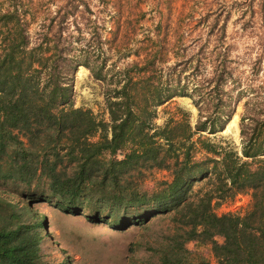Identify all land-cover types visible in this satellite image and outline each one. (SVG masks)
<instances>
[{
	"label": "trees",
	"instance_id": "obj_1",
	"mask_svg": "<svg viewBox=\"0 0 264 264\" xmlns=\"http://www.w3.org/2000/svg\"><path fill=\"white\" fill-rule=\"evenodd\" d=\"M84 3L81 10L73 1L59 6L33 33L25 19L32 4L0 11V264H64L46 259L45 223L29 206L49 197L66 210L97 221L107 217L122 228L156 213L172 214L170 239L156 248L158 264H212L186 247L190 241L209 244L216 264H264V86L247 87L239 148L201 135L192 139L222 130L232 115V91L239 87L237 96L243 93L228 65L224 25L219 49L199 45L170 66L172 79L161 80L170 44L181 48L183 35L182 21L172 22L169 31L179 37L170 43L158 23L154 38L145 35L138 59L115 71L105 121L74 106L70 80L76 65L96 78L100 72L86 57L75 64L68 45L61 44L70 24L81 31L76 12L89 10ZM114 48L121 53L124 42ZM182 72L187 80L180 83ZM175 95L191 98L198 109L195 123L182 111L179 119L154 123L152 108ZM148 168L168 171L171 180L151 192L139 189L132 173ZM199 179L204 186L193 191ZM238 193L251 197L243 213L215 212L214 205ZM215 235L227 241L217 243Z\"/></svg>",
	"mask_w": 264,
	"mask_h": 264
},
{
	"label": "rangeland",
	"instance_id": "obj_2",
	"mask_svg": "<svg viewBox=\"0 0 264 264\" xmlns=\"http://www.w3.org/2000/svg\"><path fill=\"white\" fill-rule=\"evenodd\" d=\"M69 1L77 3L79 10L86 2L89 10L83 16L76 12L81 31L76 29L74 23L70 24L63 32L61 44L68 45L75 64L86 57L101 75L96 78L86 66L76 65L70 76L74 106L89 109L98 119L105 121L108 120L105 100L114 85L115 71L138 59L136 54L144 45L145 35L154 38L158 23L162 24L161 34L167 31L166 38L173 43L179 36L171 34L170 25L182 21L183 37L179 42L185 46H180L182 49L172 48L170 44L162 66L161 80L172 79L175 73H172L170 66L197 52L199 45L204 44L205 50L219 49L222 45L217 39L220 34L218 29L223 24V46L228 47V65L233 76L242 82L240 87L243 93L237 96L239 87L232 91V115L222 130L213 134L197 133L192 139L196 140L201 135L222 144L228 141L239 148V123L243 101L249 90L247 87L264 86V0H0V11L9 9L12 4H32L25 19L33 33L47 15L53 14L61 5L69 6ZM68 17L72 19V15ZM198 35L200 39L193 41ZM118 41L124 42L121 53L114 48ZM218 43L220 46L216 47ZM184 73H181L180 83L187 80ZM152 109L153 122L157 125H163L171 117L179 119L182 117L180 111L186 114L191 125L198 117V109L188 96L175 95ZM234 116L236 118L232 122ZM131 180L139 189L151 192L160 181H170L171 176L166 170L148 168L132 173ZM204 183L200 179L194 181L193 191L204 186ZM2 189L4 187L0 186ZM5 194L14 201L19 200L20 204L26 203L25 198ZM250 201L248 193H238L214 205V210L217 214L243 213ZM29 206L36 219L44 220L46 259L53 263L158 264L156 248L166 238L170 239L168 235H171L175 225L172 214L156 213L146 223L117 227L107 217L97 221L84 211L66 210L53 197L40 198ZM145 211L141 212L142 215H146ZM227 238L224 235L213 237L217 243H224ZM186 247L198 250L212 264H216L209 244L190 241Z\"/></svg>",
	"mask_w": 264,
	"mask_h": 264
},
{
	"label": "bare ground",
	"instance_id": "obj_3",
	"mask_svg": "<svg viewBox=\"0 0 264 264\" xmlns=\"http://www.w3.org/2000/svg\"><path fill=\"white\" fill-rule=\"evenodd\" d=\"M235 118H236V116L233 117L232 122L235 121ZM230 125H231V124H230ZM230 130L233 131V132L235 133V130H233V129H230Z\"/></svg>",
	"mask_w": 264,
	"mask_h": 264
}]
</instances>
